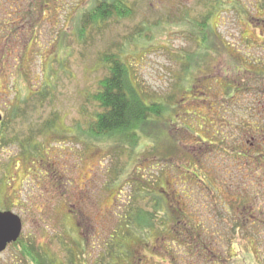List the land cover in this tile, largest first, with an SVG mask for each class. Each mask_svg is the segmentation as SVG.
<instances>
[{"label":"rangeland","instance_id":"rangeland-1","mask_svg":"<svg viewBox=\"0 0 264 264\" xmlns=\"http://www.w3.org/2000/svg\"><path fill=\"white\" fill-rule=\"evenodd\" d=\"M98 1L113 0H0V207L22 221V242L0 264H42L44 253L60 264L63 243L82 235L91 264L118 216L138 207L164 222L130 244L139 264H264V228L240 216L253 190L218 170L209 145L227 133L226 101L240 98L226 84L252 86L264 65V0H124L127 17L83 33L79 19ZM111 52L162 105L134 142L88 131Z\"/></svg>","mask_w":264,"mask_h":264},{"label":"trees","instance_id":"trees-1","mask_svg":"<svg viewBox=\"0 0 264 264\" xmlns=\"http://www.w3.org/2000/svg\"><path fill=\"white\" fill-rule=\"evenodd\" d=\"M123 1H98L96 5L89 8L80 17L79 25L82 27L80 28L82 32L84 33V28L87 25L94 29L100 27L108 20L127 17L131 9ZM83 33L79 34L81 38ZM102 62L107 68V73L98 81L100 89L92 95V99L97 103L99 110L94 113V119L90 121L88 131L96 136H104L112 132H124L130 134V140L134 142L135 128L139 124L147 122L153 116L160 115L162 113V105L156 101H146V93L140 91L137 85H133L129 78L128 69L116 54L112 52L104 53ZM137 194L140 198L148 197L144 194L141 195L139 189ZM151 199L156 202L153 207L154 211L158 212L161 210V199L159 200L155 196ZM132 211L131 216L128 213H121L118 216V226L108 234L109 243L101 248L103 250L102 256L99 255L96 258L97 260L95 259L91 264H133L131 259L134 262L136 261L135 264H139L142 261V257L137 255L139 251L133 249L130 244L143 245L141 243L142 240H146L151 234L153 229L151 226L156 224L155 226L159 228L164 222L161 221L159 225L158 216L152 211L144 210L142 207ZM84 240V235L78 241L72 240L70 245L73 249L68 248L66 243H63L64 256L60 264H88L86 259L90 256L86 254L87 247ZM196 241L197 235L193 237L192 242H188V245L191 246L190 250L193 247L197 248L198 244ZM20 242H22V236L14 243L20 244ZM166 253L170 255L168 250H166ZM22 254L31 258L25 245H23ZM44 255L45 257L42 258L39 255L37 256V260H40V262L43 259L42 264L58 262L56 259L52 261L51 257L45 253Z\"/></svg>","mask_w":264,"mask_h":264},{"label":"flooded vegetation","instance_id":"flooded-vegetation-1","mask_svg":"<svg viewBox=\"0 0 264 264\" xmlns=\"http://www.w3.org/2000/svg\"><path fill=\"white\" fill-rule=\"evenodd\" d=\"M243 66L245 65L242 64V69ZM256 68L254 85L246 86L244 79L235 86H232L230 81L226 84V92L230 90L229 95L238 93L240 98H237V102L232 101L231 105L226 101V106L232 108V112H227L228 117H225L224 121L227 133H221L218 142L211 141L209 145L212 148L215 144L218 146L216 154L221 161L218 162V170L223 173H237L245 189L243 194L246 190H253L252 202L241 207L242 212L250 208L249 212L245 213H248V218L247 215L240 214L242 221L253 219V222L264 228V65L259 66L258 70ZM242 69L239 67L237 71L242 72ZM233 112L237 115L236 119ZM0 113L1 136L6 120L4 113ZM212 148L210 152L213 151ZM0 211L10 210L0 207Z\"/></svg>","mask_w":264,"mask_h":264},{"label":"water","instance_id":"water-1","mask_svg":"<svg viewBox=\"0 0 264 264\" xmlns=\"http://www.w3.org/2000/svg\"><path fill=\"white\" fill-rule=\"evenodd\" d=\"M2 116L0 114V123ZM21 218L12 211H0V252L6 249L7 245L15 242L21 235Z\"/></svg>","mask_w":264,"mask_h":264}]
</instances>
